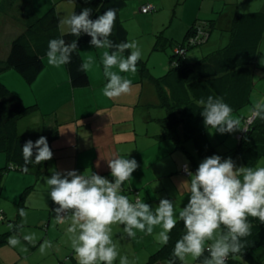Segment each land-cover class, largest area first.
I'll use <instances>...</instances> for the list:
<instances>
[{
  "label": "crops",
  "instance_id": "0c3cea01",
  "mask_svg": "<svg viewBox=\"0 0 264 264\" xmlns=\"http://www.w3.org/2000/svg\"><path fill=\"white\" fill-rule=\"evenodd\" d=\"M29 1L35 13L39 15L50 7H54L61 32L69 31L66 25L61 27L60 20L74 13L75 0ZM23 4L24 0H0V80L21 95L26 104H36L35 108L19 120L18 125L20 133L26 135V141H36L44 136L53 152V158L45 165L42 164L43 167L41 164H34L32 169L33 173L37 174L36 179L43 177L45 180L46 177L51 176L53 171L64 173L76 170L80 174L93 172L113 180L107 159L113 157L135 159L139 166L123 185L121 194L128 196L132 201L139 196L153 208L164 198L173 201L176 208L180 209L185 206L180 203V199L187 192L180 191V185L183 182L180 183L178 178L185 174L183 167L190 164V151L176 148L173 140V143H170L171 139H160L159 135L165 130L160 122L159 127L156 125L159 129L151 132L153 120L162 116L153 117L148 109L152 106L160 108L157 103L160 98L155 84L150 79L142 77L139 66L135 74L121 73V75H131V78H127L132 80V91L121 97L109 99L102 94L107 81L103 74L101 56L106 49H97L90 42L80 46L83 60L91 56L96 62L93 70L88 72L90 82L84 87L72 85L67 64L59 68L53 67L48 64L47 57L44 69L32 83L27 82L20 72L6 68L1 63L6 59L14 38L26 28ZM145 4H150L153 10L147 13L142 12L141 7ZM168 14L171 16L162 23L161 29L164 31L163 34L170 30L168 35L172 38L182 35L185 38L189 27L197 21L216 19L208 40L202 45L203 49L195 52L194 58H188L189 52H187L188 61L194 62L214 50L219 51L223 47H228L225 52L228 57H234L232 58L234 62L241 63L243 67L250 65L251 68L259 65L261 60L259 55L264 52L262 50L264 46V0H125V5L119 10V19L124 24L127 20L139 15L155 18L160 15L164 18ZM155 44L151 46L152 51H157L154 50ZM164 66L167 67L166 62ZM144 93L147 97L143 104L145 103L144 107L147 111L141 114L137 106L141 103ZM249 106L242 107L245 113ZM138 116H140L141 123L139 125L136 121ZM179 130L178 127L180 137H183V127ZM152 133H155V136L160 134L158 138H155ZM194 145L197 147L196 141ZM194 150V154L191 153L197 155V150L195 148ZM197 158L198 161L201 157L197 156ZM165 162L166 167L162 165ZM12 174L14 173L8 175ZM24 174L26 173L21 175ZM25 177L32 180V175ZM169 178H175V182H162L168 181ZM17 187L20 189L18 184ZM41 187L49 189L47 185H41ZM3 188L2 185L0 196L3 194ZM56 207L54 203L46 218L48 231L55 225L54 209ZM41 217L39 221L42 220ZM61 227L65 228L67 224ZM112 229H114L112 239L124 234L122 225H113ZM155 231L158 232L157 229ZM62 233L64 234L65 231ZM148 236L154 237V235ZM7 242L0 245V250L8 246ZM132 243H134L133 240ZM154 243L153 246L144 247L145 255H148L145 257H149L148 260L161 246L156 240ZM61 244L65 247V242L61 241ZM61 244L58 249L61 248ZM126 245L130 243L122 242L117 245L120 256L126 255L128 259L134 260V257L138 255L136 245L132 248ZM68 247L71 249L70 245ZM138 251L140 254L144 253ZM69 256V259L76 261L74 253ZM16 258L17 253L15 252L10 254L7 250L3 253L0 251V264H9L8 259L14 263ZM118 261L119 258L114 264H118ZM247 264L250 263L247 262Z\"/></svg>",
  "mask_w": 264,
  "mask_h": 264
},
{
  "label": "clouds",
  "instance_id": "9594fccd",
  "mask_svg": "<svg viewBox=\"0 0 264 264\" xmlns=\"http://www.w3.org/2000/svg\"><path fill=\"white\" fill-rule=\"evenodd\" d=\"M91 13L92 9L85 7L79 14L61 19L60 25H66L69 34L77 38L82 34L90 36L93 47L106 49L101 56L107 81L102 94L109 99L129 94L132 80L121 73L137 72L142 55L138 43L134 40L116 43L110 39L116 9L110 8L96 19L91 18ZM77 47L76 40L66 43L63 38L51 39L46 53L48 64L57 68L69 64ZM95 63L90 56L82 60L78 71L88 73ZM196 103L202 109L204 125L209 130L224 134L242 129L241 119L233 116V109L222 97L210 95ZM253 117L264 120V99L253 102L249 119ZM22 157L23 169L27 171L29 165L51 160L53 152L47 138L41 136L36 141H26ZM107 164L113 180L93 172L80 174L76 170L53 171L45 178L49 196L57 205L54 222L67 224L65 235L77 264H114L118 257L119 264H129L128 257L120 256L112 239L113 225H122L123 233L131 239L136 238L137 230L147 235L155 232L156 242L167 245L177 218L183 222L185 231L175 243L173 259L167 264H175L176 260L189 264V257L200 264H227L230 255L235 258L247 246V237L252 234L249 218L264 224V166L259 164L237 167L230 157H206L194 173L186 169L190 180L180 185V191H186L190 198L178 212L175 203L166 198L153 208L139 196L132 201L121 194L123 185L139 166L135 159L113 157L107 159ZM18 211L22 218L26 217L24 208ZM23 239L32 244L37 237L31 233L25 234ZM8 243L16 247L20 240L10 236ZM51 247V242L45 240L39 251L45 254Z\"/></svg>",
  "mask_w": 264,
  "mask_h": 264
},
{
  "label": "trees",
  "instance_id": "16d2710c",
  "mask_svg": "<svg viewBox=\"0 0 264 264\" xmlns=\"http://www.w3.org/2000/svg\"><path fill=\"white\" fill-rule=\"evenodd\" d=\"M124 5L125 0H89L88 3H85V0H75L74 13L79 14L83 8L90 7L92 9L91 18L96 19L108 9H116L115 27L110 39L119 43L129 41L128 30L119 19V10ZM22 8L26 28L14 38L6 59L1 63L6 68L20 72L27 82L32 83L45 67L46 53L51 39L63 38L66 43L76 40L78 47L71 55V62L67 64L70 80L75 87L87 86L90 82L89 73L78 71V69L83 60L80 46L89 43L91 37L82 34L77 38L69 34V31L61 32L54 7H50L39 15L35 13L31 2L24 0ZM152 10L151 6L144 13ZM215 22V18L195 22L189 27L183 41H175L171 37H166L167 45L172 47V52L169 54L170 69L166 74L154 76L143 59H140L137 65L142 77L150 79L155 84L160 98L158 105L166 112L165 116L156 118L165 129L159 138L171 139L177 146L176 148L186 150L188 149L185 142L194 139L197 155L189 153L191 155L189 159L195 171L198 168L197 156L204 158L217 153L216 146L207 139L208 128L204 125L202 109L196 101L202 98L206 100L210 95L222 97L233 112L246 105L253 106L252 93L255 81H253L252 68L250 65L243 67L241 63L233 61L234 57H228L225 52L228 47H223L219 51L214 50L194 62L187 60V52L192 48L202 46L208 40ZM161 37L163 36L160 35L157 39L154 50L165 49L167 46L164 45ZM182 48L185 49L184 53L177 51ZM127 54L128 52L125 53ZM222 58L225 59L222 60ZM35 106L36 104H26L21 95L0 80V153L5 159V163L0 164V174L9 171H16L13 172L14 174H23L29 171V166L27 171L23 169L22 148L26 143V135L20 133L18 125L19 120ZM243 121L246 122V128L239 136L238 145L218 155L223 159L243 156L248 166H254L260 158L264 157V120L253 117L252 122H249V118L245 117ZM180 125L183 127V137H180L178 132ZM46 162L41 165H45ZM188 166L183 167V173L188 174L186 171L189 169ZM249 222L252 225V234L247 237V246L235 258L230 255L227 264H247V262L264 264V259L252 252V249L264 245V224L251 217ZM184 231L183 222L177 220L175 228L170 233L168 244L162 245L155 251L147 264H160L164 260H172L175 243ZM8 235L9 232L0 234V245L8 241ZM175 264H181V262L176 260ZM189 264H200V261L189 262Z\"/></svg>",
  "mask_w": 264,
  "mask_h": 264
},
{
  "label": "rangeland",
  "instance_id": "374dc122",
  "mask_svg": "<svg viewBox=\"0 0 264 264\" xmlns=\"http://www.w3.org/2000/svg\"><path fill=\"white\" fill-rule=\"evenodd\" d=\"M165 13L166 10L164 11V15ZM170 16L171 15L168 14L166 15V17L162 18L160 15H158V17L155 18L152 16L139 15L138 17L129 19L126 21V23H124L126 28L128 29L129 40H134L138 43L139 49L142 53L141 58L146 62V66L150 69V72L156 75H164L170 69L169 54L172 52V47L170 45H167V39H166V37L168 38L171 37L168 35L170 33V30L167 31L165 34H163L162 32L164 31H162L161 29L163 26L162 23L168 20ZM160 35L163 36L161 37V39L164 41V45L167 46L165 47V49L163 48L157 51H152L151 46H153L156 43ZM181 38L183 39L184 35H182L181 37H173V39L177 41H180ZM201 49H203L202 46H197L195 48H192L189 51L188 58H194L195 57L194 53L198 52V50ZM262 50L264 51V46ZM259 57L261 60L264 59V52H261ZM261 60L257 67L252 68L253 81H255L253 93H252L253 102L264 99V64H261ZM165 62L167 64L166 68L164 66ZM125 76L131 78L130 77L131 75L129 74ZM257 96L259 97L257 98ZM146 97L147 95L146 93H144L141 103H139V105L137 106V110L140 111L141 114H143L144 111H147V109L144 107L145 103L143 104V102H145L146 100ZM156 99L158 100V98ZM251 108L252 106H249V108L247 109V113L243 111V108L242 109L240 108L239 111L233 112V116L239 117L241 119L242 129H238L232 133H224V134H221L214 130H209V129L207 130L206 133L207 139L211 144L216 146V150H217L216 155H218L219 153H223L225 151H229L230 149H233L238 145L240 141L239 136L246 128V122H244L243 119L245 118V116H248L250 114ZM148 110L153 115V117L165 115V110L162 108H157L155 106H152L149 107ZM249 117L250 115L248 116V118ZM136 121L138 125L141 124L140 116L136 118ZM152 123L153 126L151 132H156L159 129L157 128L156 125L158 124L160 125V123L159 121L157 122L156 119H154ZM179 129L180 130L182 129V125L179 126ZM152 134H154L155 136V133ZM159 134L160 133H158V135ZM182 134L184 136V133ZM157 136H155V138H158ZM170 143H173V141L170 140ZM185 146L187 149L189 148L188 150L190 151V153L192 152L194 154L195 145L193 139L187 140L185 142ZM205 158L206 157L200 158L198 160V163L200 164L201 160ZM232 160L234 161L237 167L248 166L243 160V156H238L237 158ZM4 163H5L4 156L3 154L0 153V164H4ZM189 163L190 164L188 167L194 173L195 170L192 169L194 165L190 162V159H189ZM257 164L264 166V157L260 158L259 161L254 166H256ZM162 165L166 167L167 163L165 162ZM33 166L34 164L29 165L30 171H28L24 175L21 174L8 175L9 173H13L16 171H9L7 173L0 174L1 175L0 189L2 185L4 186V188L2 189L3 194L0 196V234L6 233L7 231L9 232L8 238L10 236H16L20 240V244L16 247L10 246L9 243L7 242L8 246H6V248L4 249H1L0 251L1 253H3V251L6 250L10 254L13 252L17 253V258L14 261V263H11L8 259L9 264H76L77 261H73L72 258L69 259L68 257L71 253H73V250L68 247L70 243L65 233L64 234L62 233L63 231H65L66 227L62 228L61 225L56 223L54 226H52L49 229V231L46 227V223H47L46 218L49 215L50 207L52 208L54 203L49 196V189L41 187V185L42 186L46 185L43 177L39 180L36 179L37 174L33 173V169H32ZM27 175H32V180L27 179L25 177ZM188 180H190L188 174H183L180 178H178V181L180 183ZM38 181H40L39 184H37ZM170 181L174 183L175 178L174 179L169 178L168 181H162V182L170 183ZM17 184L20 189H18ZM28 187L29 189L27 190ZM136 193L138 192L136 191ZM189 198L190 197H188L187 193H185L184 197L180 199V203L186 205ZM20 208L25 209V212L27 213L26 217L22 218L20 216L18 211ZM176 209L178 212L179 208ZM40 216H42L41 221H39ZM21 223H23V225H21ZM157 230L159 231V228H157ZM113 231L114 229H112V233ZM31 233H35L37 237L36 241L32 244L28 243L23 239L25 234H31ZM153 235H155V233ZM45 240L50 241L52 247L47 249L45 254H41L39 248L40 245ZM132 240L134 241V243H132ZM61 241L65 242V247H63ZM113 241L116 243V245H118L119 243L122 244V242L125 243L129 242L130 245L128 246L126 245L129 248H132L133 246L136 245L138 255H136L137 257L136 256L134 257V260L132 258L128 259L129 264H147L149 261L148 260L149 257H145L148 255L147 254L145 255L144 247L145 246L150 247L155 244L154 237L151 238V236H148L145 233H141L138 230L135 239H131L130 237L128 238L126 234H122L121 236L114 238ZM59 244L62 245L60 249H58ZM24 248H26L27 250L26 251L22 250ZM138 250L144 253L140 254ZM252 252L257 256L264 258V246L256 247L252 249ZM59 255L62 256L60 257ZM167 261L168 260H164L160 262V264H167ZM188 261L190 263L194 262L191 259V257L188 258Z\"/></svg>",
  "mask_w": 264,
  "mask_h": 264
},
{
  "label": "built area",
  "instance_id": "2783aa9c",
  "mask_svg": "<svg viewBox=\"0 0 264 264\" xmlns=\"http://www.w3.org/2000/svg\"><path fill=\"white\" fill-rule=\"evenodd\" d=\"M150 8H151L150 5H145V6L142 7L141 10H142L143 12H146V11L149 10ZM192 39H193V38H192ZM177 51L180 52V53H184V52H185V49L182 48V49H178ZM249 122H252V118L249 119Z\"/></svg>",
  "mask_w": 264,
  "mask_h": 264
}]
</instances>
